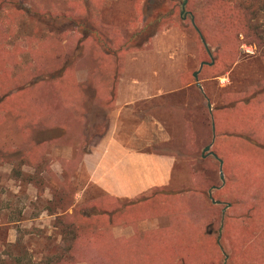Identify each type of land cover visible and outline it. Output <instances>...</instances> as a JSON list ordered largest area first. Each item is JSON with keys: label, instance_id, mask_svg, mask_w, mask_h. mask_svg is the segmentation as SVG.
<instances>
[{"label": "rangeland", "instance_id": "rangeland-1", "mask_svg": "<svg viewBox=\"0 0 264 264\" xmlns=\"http://www.w3.org/2000/svg\"><path fill=\"white\" fill-rule=\"evenodd\" d=\"M158 1V7L154 0L146 1V19L162 9L165 17L159 22L161 30L169 29L177 38L184 36L187 46L199 45V60L211 62L204 36L220 59L209 70L216 75L217 99L224 102L217 108L231 105L235 99L244 100L239 103L240 110L228 106L214 112V139L218 151L232 162L243 165L242 155L249 160L245 165L250 173L254 169L262 171L258 181L262 193L253 200L250 193L243 195L242 209L250 217L242 229L249 245L246 253L241 250L231 263L220 264H264V0H188L185 10L182 0ZM102 2L0 0V154L4 156L0 158V264H76L71 263L72 242L83 220L80 208L66 212L74 201V181H47L41 174L54 163L48 151L55 142L62 149L70 148L75 144L74 135L87 137L99 130L100 126L91 127L84 121L83 96L106 92L105 86H100L106 78H111L114 87L123 54L113 48L124 41L122 35H130L136 25L142 24V15L132 21L131 6L125 1L114 2L104 10ZM190 11L196 14L194 19ZM125 40L127 46H133L130 39ZM246 46H252L254 53H247ZM237 57L240 64L236 69H224ZM114 60L116 64H112ZM228 109L238 112H225ZM227 128L236 133L252 130L257 147L246 153L239 151L245 140L221 141V132ZM208 140L201 144L200 162L196 164L202 181L219 186L220 161L205 151L211 142ZM239 177L240 184L252 181L249 185L256 178ZM87 203L80 206L89 215L91 207H86ZM229 203L236 205L233 198ZM208 207L212 209L211 213L207 210L208 215L220 228L221 206L209 202ZM55 210L60 214L53 218ZM235 213L239 220L245 219ZM87 218L88 222H97V218ZM256 226L254 238L251 234ZM235 242L237 249L244 244L241 237ZM190 244L178 247L187 264L215 262L213 242ZM177 254H153L149 262L177 264Z\"/></svg>", "mask_w": 264, "mask_h": 264}, {"label": "crops", "instance_id": "crops-1", "mask_svg": "<svg viewBox=\"0 0 264 264\" xmlns=\"http://www.w3.org/2000/svg\"><path fill=\"white\" fill-rule=\"evenodd\" d=\"M117 1L103 0L102 9ZM123 1L131 6L132 21L142 15V24L136 25L130 35H122L124 41L113 48L123 54L121 73L114 87L111 78H106L100 85L105 86L106 92L83 96L86 125L100 128L87 137L84 132L74 135L75 144L70 148L62 149L55 142L48 151L54 163L41 174L47 181H74V201L66 212L73 213L77 207L84 213L80 205L92 201L105 209L96 223L80 222V232L72 242L75 247L71 263L155 264L149 262L154 259L153 254L175 251L180 258L177 264H187L178 247L186 242L193 246L196 241L214 243L216 260L212 264L231 263L249 246L242 231L247 225L245 220L250 219L242 209L243 195L250 193L253 200L257 193H262L258 182L262 171L254 169L250 173L245 165L249 164L248 158L241 155V165L218 151L214 112L220 113V108L228 106L240 110L239 103L244 100L235 99L231 105L225 103L228 106L217 108V104L224 102L217 99L216 75L209 70L220 59L211 44L203 41L212 61L201 62L199 45L187 46L184 36L180 35V39L171 30L160 29L165 11L160 9L154 15L151 12L152 17L146 19L148 0ZM154 1L156 7L160 6L158 0ZM187 3L188 0L185 8ZM190 13L194 19L196 14ZM125 39H130L133 46H127ZM244 48L247 53H254L252 46ZM111 62L116 64L115 60ZM239 64L238 57L230 59L224 69L234 70ZM237 109L225 112L236 114ZM252 133L230 132L227 128L221 132L220 140H245L239 151L248 153L250 148L257 147ZM208 138L211 142L205 151L220 161V172L224 174L219 186L202 181L196 164L200 162L201 144ZM56 172L59 174L55 175ZM241 174L247 180L256 176L255 182L240 184ZM231 198L236 205L229 203ZM209 202L221 208L226 203L221 210L220 228L216 219L211 220L208 215V211L212 212ZM234 213L244 215L245 219L239 220ZM58 214L55 210L53 218ZM255 229L257 226L251 234L254 238ZM239 237L244 244L237 249L235 241Z\"/></svg>", "mask_w": 264, "mask_h": 264}, {"label": "trees", "instance_id": "trees-1", "mask_svg": "<svg viewBox=\"0 0 264 264\" xmlns=\"http://www.w3.org/2000/svg\"><path fill=\"white\" fill-rule=\"evenodd\" d=\"M161 2H164L165 0H160ZM183 1V3H185V1L186 0H182ZM160 18L161 17H159V20H160ZM0 158L1 159H4V156L3 155H1L0 154ZM91 207L90 209H89V215L87 214V216H86V214L85 213H81L80 212V216L82 217V218H80V221L81 220H83V221H87L88 220V218L87 217H93V218H97L99 215H101V214H103V212L102 211H104L105 209H103V208H100V206H99V204H98V202H95V201H92V202H90V203H87V205H86V207ZM98 219V218H97ZM96 219V220H97Z\"/></svg>", "mask_w": 264, "mask_h": 264}, {"label": "water", "instance_id": "water-1", "mask_svg": "<svg viewBox=\"0 0 264 264\" xmlns=\"http://www.w3.org/2000/svg\"><path fill=\"white\" fill-rule=\"evenodd\" d=\"M203 39H204V38H203ZM203 41H204V43L206 44L205 40H203ZM203 65H204V63H202V66H203ZM197 75H198V73H195V76H196V77H198ZM209 148H210V146L207 147V150H209ZM221 176H222V179H224V174H223V172H221Z\"/></svg>", "mask_w": 264, "mask_h": 264}, {"label": "flooded vegetation", "instance_id": "flooded-vegetation-1", "mask_svg": "<svg viewBox=\"0 0 264 264\" xmlns=\"http://www.w3.org/2000/svg\"><path fill=\"white\" fill-rule=\"evenodd\" d=\"M185 3H186V1H185ZM185 3H183V9L185 8V6H184V5H185Z\"/></svg>", "mask_w": 264, "mask_h": 264}, {"label": "built area", "instance_id": "built-area-1", "mask_svg": "<svg viewBox=\"0 0 264 264\" xmlns=\"http://www.w3.org/2000/svg\"><path fill=\"white\" fill-rule=\"evenodd\" d=\"M249 51H251V50L249 49Z\"/></svg>", "mask_w": 264, "mask_h": 264}]
</instances>
